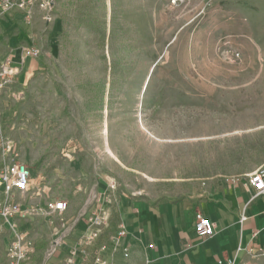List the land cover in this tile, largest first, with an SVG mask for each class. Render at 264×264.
<instances>
[{"label":"rangeland","instance_id":"obj_1","mask_svg":"<svg viewBox=\"0 0 264 264\" xmlns=\"http://www.w3.org/2000/svg\"><path fill=\"white\" fill-rule=\"evenodd\" d=\"M35 8L3 29L6 46L28 40L41 53L0 111L45 198L79 205L86 185L108 176L154 203L176 202L264 164V0ZM29 221L41 264L54 227Z\"/></svg>","mask_w":264,"mask_h":264},{"label":"crops","instance_id":"obj_2","mask_svg":"<svg viewBox=\"0 0 264 264\" xmlns=\"http://www.w3.org/2000/svg\"><path fill=\"white\" fill-rule=\"evenodd\" d=\"M10 17L27 20L20 12L0 20V62L11 56L18 63L19 76L23 78L30 75L32 67L31 63L27 66V59L21 63L22 49L31 43L26 40L18 46L16 41H12L6 46L3 29ZM29 36H33L32 31ZM249 174L200 190L196 198L188 197L176 202L165 200L154 203L141 192L127 191L119 182L115 195L117 202L111 205L112 228L101 240V244L107 247L104 256L115 264H220V261L239 254L241 264H264V256L260 255L264 252V195L253 199V191L247 185ZM87 177L86 174L79 176V182L87 180ZM111 178L107 176L101 185L97 183L91 188L86 185L83 202L91 191L108 193ZM33 188L38 189L36 200L45 202L48 199L43 196L41 186ZM79 189L78 186L74 193H78ZM68 202L67 218L72 220L83 202L79 205ZM197 214L215 223L216 234L213 237L201 238L196 234L194 224ZM243 216H246L244 221ZM122 224L127 231L122 240L123 247L111 256V236ZM85 228L86 224L79 222L60 255L68 252V247L76 243ZM124 248H128V257L124 255ZM240 248L242 251L239 253Z\"/></svg>","mask_w":264,"mask_h":264},{"label":"built area","instance_id":"obj_3","mask_svg":"<svg viewBox=\"0 0 264 264\" xmlns=\"http://www.w3.org/2000/svg\"><path fill=\"white\" fill-rule=\"evenodd\" d=\"M52 3L54 0H0V20L15 12L30 19L37 5L42 8L52 6ZM41 16L46 20L51 18L49 13ZM40 53L37 47L24 46L21 63L39 57ZM19 73L20 67L11 56L0 62V100ZM5 123L4 114L0 111V242L6 243L2 264H35L36 244L31 228L21 223L38 219L54 227V238L45 250L41 264H115L104 256L107 247L101 244V240L112 228L111 205L117 202L115 195L120 183L111 178L108 193L91 191L72 220L67 218L69 202L65 198H48L45 202L29 204L28 199L39 196L38 189L31 186L32 170L24 159L21 144L8 134ZM247 185L253 191V199L264 195V165L248 175ZM245 219L243 216L242 221ZM57 221L59 224L54 226ZM81 221L86 224L82 236L68 247L66 254L60 255L67 238ZM194 229L201 238H211L216 234L215 223L202 214L196 215ZM126 234L123 224L112 234L111 256L123 247L122 240ZM124 255L129 256L128 248H124ZM260 255L264 256V252ZM219 263L241 264L239 254Z\"/></svg>","mask_w":264,"mask_h":264}]
</instances>
